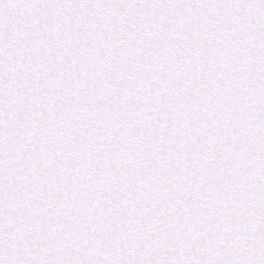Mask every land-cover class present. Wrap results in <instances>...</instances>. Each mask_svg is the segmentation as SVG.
<instances>
[{
    "label": "snow or ice",
    "instance_id": "1",
    "mask_svg": "<svg viewBox=\"0 0 264 264\" xmlns=\"http://www.w3.org/2000/svg\"><path fill=\"white\" fill-rule=\"evenodd\" d=\"M0 264H264V0H0Z\"/></svg>",
    "mask_w": 264,
    "mask_h": 264
}]
</instances>
